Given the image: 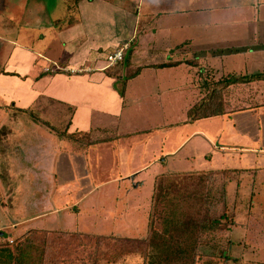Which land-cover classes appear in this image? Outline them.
Returning a JSON list of instances; mask_svg holds the SVG:
<instances>
[{"label":"crops","instance_id":"crops-1","mask_svg":"<svg viewBox=\"0 0 264 264\" xmlns=\"http://www.w3.org/2000/svg\"><path fill=\"white\" fill-rule=\"evenodd\" d=\"M124 43L129 47L119 65L133 74L116 73L119 65L107 68L106 55ZM52 64L88 72L44 73ZM204 69L212 77L243 79L226 87L222 115L183 119V94H197L196 105L209 93L199 75ZM262 69L264 0H0V230H49L45 220L66 213L53 226L81 233L69 229L80 220L99 231L119 230L107 235L144 239L154 179L167 174L155 165L176 158L189 138L201 143L188 160L264 153ZM257 75L262 78L250 79ZM186 125L189 136L174 142ZM92 132L104 140L72 139ZM225 169L244 172H191ZM24 170L27 192H37L36 214L24 213L30 199L12 198V182L18 178L22 188ZM249 189L236 194L257 195ZM255 202L248 197L253 210ZM229 208L237 213L227 237L247 240L236 220L247 212Z\"/></svg>","mask_w":264,"mask_h":264},{"label":"rangeland","instance_id":"rangeland-1","mask_svg":"<svg viewBox=\"0 0 264 264\" xmlns=\"http://www.w3.org/2000/svg\"><path fill=\"white\" fill-rule=\"evenodd\" d=\"M118 65L114 66L113 68L117 67ZM118 67L120 70L116 71V73L133 74L135 71V70L130 71L128 68L126 69L125 67L122 66V64L121 66L119 65ZM204 70L205 72H202L199 75L206 84L205 89L207 90L208 88L209 93L207 96H209L213 91V86L210 85V83L212 81H215L216 77L215 76L212 77V71H210L209 69L208 70L204 69ZM263 71L264 69H262L261 72ZM218 79L219 78H216V80ZM235 79H239V77ZM242 79L243 78H240L241 81ZM200 84H201V81H199V85ZM203 87H204V84H203ZM204 92L205 91H202V93ZM225 92H227V90ZM196 97H197V94H195L194 92H190V93L183 94L181 103L177 101L179 103L178 108H181L182 110L181 117L183 119H186V118L189 119L188 115L190 114L193 106H195L194 104L197 101ZM205 97H203V99H200L197 104L199 105L204 100ZM221 99L223 101V96ZM216 120H219V119H215L214 122H217ZM187 123H190V122H187ZM177 132L175 133L176 137H175L174 142H179V140H184L190 134L188 125L183 126V128H181L180 131H177ZM240 137L242 138H239V139H243L241 143L246 141V138H244L243 135ZM199 138L201 137L189 138L183 144L179 155L176 158H174L175 160L174 159L170 160V157H165L164 159L161 160V162L159 161V163H156L155 168L159 170V172L161 171V172H166V173H176L177 171L191 172V171L198 170L201 168L216 169V168L229 167V168L244 169V172H238V173H232V172L221 173L222 171L221 172L215 171V173H213L212 175H210L209 173L207 176H203L201 179L203 178H204L203 180L206 179L205 182L209 184L207 189L213 186L216 187L213 194L217 195V198L213 199V202L211 201L210 203L208 202L206 203V205H210L211 203L215 205L214 210H211L210 212V216H213L214 214V217H215V216H218L220 213H222L223 202H222V198L218 196L221 194L220 193L221 188L219 187L221 184L225 185L226 191L228 188V197H226L227 199L226 204L228 203L227 204L228 207H231V205L232 206L234 205L236 206V208H238V210L242 209V210H245V212H247L245 213L246 217L245 215H243L244 213L242 212L241 216L236 218L238 222L243 223L242 229H240V232H239V236L242 237L246 235L244 237H246L247 240L245 239L244 241L234 242L232 245H230V248H229L228 247L229 244H226V240L228 238L224 236V235L227 236L229 228L227 229L228 231L225 230L222 232L221 231H217V232L211 231L207 233L209 231L208 230V231H205L201 235L199 232L192 233L191 237L187 236L185 238L186 240H189L190 245H188V250L184 252L185 254L182 256V260L180 261V264H264V175H263L264 174V169H263L264 168V153L258 154V155L246 154L245 156L237 155L234 158H229V157H225V155L221 156L214 152V155L211 160H209V158H200V157H195L194 161L193 159L188 160L187 158H185V156L188 155L192 149H194L195 151L200 149L199 144L201 143V141ZM248 141L249 142L247 143L252 144L253 147H258L257 145L253 144L251 140H248ZM247 143H245L244 145L248 146ZM163 162H165L164 165L162 164ZM174 164H176V166H174ZM247 169L249 170L253 169L255 170L256 173L261 171V174L252 175L250 174V171ZM246 170H247V173H245ZM169 171H175V172H169ZM164 174L165 173H161V175H164ZM243 174L244 175L247 174L245 178L242 177ZM26 176H27V173L24 170L22 173V177L19 178V181H21V184H22L21 185L22 188L18 186V182H17L18 178L16 179L15 182H12L13 186L14 184H16V193L15 195H13L12 198L14 201L17 200V202L21 204L23 200L30 199L31 200L30 203L32 202V204L30 205V203L26 201L27 207H29V209L27 212H24V211L23 212L26 213L25 215H31V213H35V214L37 213V211H33V209L37 208V201H36L37 197H35L37 192H35V190L33 189L34 191V194H33L30 190V195H29V192H27L28 191L27 188H25L26 185L28 184V180ZM142 176L145 179L146 173H142L140 175V178ZM249 177L251 179H249ZM251 186L253 187V191L257 193V195L253 194V195L248 196L249 194L248 195L240 194V193L236 194L239 192L238 191L239 188L241 189L246 188V191H248V189ZM250 190L251 189H249V191ZM248 197L251 199L254 198V200L258 202V203L255 202L256 206H254L255 207L254 210L252 209L253 207L252 205L250 207L247 205ZM209 198L206 201L212 200ZM57 201H59L61 205L67 204L61 199ZM112 206L113 205L111 202H108V204L106 205V210H109L108 214H110V212L112 211L113 209L111 208ZM6 209L9 210L8 207H6ZM70 211L73 212L74 210L71 209ZM235 212L237 213V210H235ZM235 212L231 211L230 209L229 215L233 216ZM67 213H70V212H67ZM63 214H66V213H63ZM63 214L61 213L60 216L56 215L54 218H52L51 216V219L45 220L44 229H49V230L61 229L58 231L63 232V233L68 231L66 230V228H60L57 226H53L52 224L54 222H58V220L61 221V223H63L64 222ZM82 215L84 216L83 213ZM201 216L203 217L205 215L203 214ZM6 218L9 221H13L9 214H6ZM196 218H198V216H196ZM23 219L26 220L27 218H23ZM42 223L43 221L40 220L39 224L43 225ZM78 223L79 224L74 223V225H72L73 228H69L70 231L76 230L78 232H81L78 234H83L82 232L84 233L87 232L89 234H100L102 232L101 236H106V237L114 236V235H107V234H112L114 233V231H119L117 230V228H113V227L111 228L109 226L102 227V231H99V230H96L94 227L87 226V223L81 222L80 220ZM30 226L31 228H33L38 225L36 226L30 225ZM28 229L29 228L27 226H24V227L17 228L18 232H13L11 228H8L7 230L6 229L0 230V232L3 233V235L0 237V242H7L8 240L16 241V239L24 235V233ZM49 230H43V231H49ZM60 232H58L57 235H55L51 239L53 241L51 244L45 246L43 243L42 248H40V252L43 253L42 255L43 261H45V258L43 256L48 255V258H47V260H49L48 264H95V263H92V261L89 259L90 255H92L91 253V250L93 248L92 246L93 244H95V239L93 238L94 235H87L82 238H77V237L71 238L69 245H63L64 243L69 241V239L65 238V234L60 233ZM68 233H71V232H68ZM51 237H48L46 235L45 236L38 235V236H35L34 240L36 241L38 239L36 242V245L39 247L40 244L45 239H46V242H48L47 239H50ZM205 237H206L205 242H207V240L209 239L208 243L200 242V244L198 243L197 245H195V247L192 245V243L194 242L193 241L194 238L199 240ZM130 239H133V238H130ZM180 239L183 240L184 236H183V239L182 238ZM136 240H141V239H134L132 241H136ZM136 242H139V241H136ZM177 244L181 248H183L185 245L184 241H180ZM190 249H192L193 251H189ZM118 264H141V260L138 256L131 255L129 257L127 256L122 263L120 262Z\"/></svg>","mask_w":264,"mask_h":264},{"label":"trees","instance_id":"trees-1","mask_svg":"<svg viewBox=\"0 0 264 264\" xmlns=\"http://www.w3.org/2000/svg\"><path fill=\"white\" fill-rule=\"evenodd\" d=\"M185 63L187 65L190 64L188 61ZM170 65L164 64L163 66L167 67ZM262 76H252L250 79L258 80ZM239 82H241L240 78L235 79L231 75L221 76L218 80L212 81L210 83L213 86L212 93L205 97L203 101L201 100L202 102L199 105L196 104L191 109L188 117L192 120H199L222 115L226 87ZM222 96L223 101L221 99ZM72 139L83 144H93L104 140V138H95L94 132L75 135ZM241 171L243 170L225 169L216 172L238 173ZM209 173L212 175L215 171L167 173L156 176L153 184L145 238L136 240L139 241L136 242L132 241L134 239L124 237L94 236L95 244L92 246V255H90L89 259L95 264H118L122 263L127 256L136 255L140 258L141 264H180L182 256L185 254L184 252L188 250V245H190L189 240L185 239L187 236L191 237V234L195 232H199L201 235L208 230L207 233L211 231L222 232L228 228L230 230L231 226L234 225V214L233 216L229 215L230 209L227 205L228 203L226 204L227 191L225 190V185L221 184L219 186L221 194L218 195L223 202L222 213L215 217L214 214L210 216V212L214 210L215 205L212 203L206 205V203L213 202V199L217 198V195L213 194L216 187L213 186L207 189L209 184L205 182L206 179H201ZM208 198L212 200L206 201ZM203 214L205 216L202 217L201 215ZM58 232L60 231L31 230L20 236L16 241L12 240V244L0 242V264H48V255L43 256L45 258V261H43V253L40 252V248H42L43 243L45 246L51 244L53 242L51 239ZM63 234H65V238L69 239L63 245H69L71 238L87 236L72 232ZM38 235L52 237L47 239L48 242L45 239L38 247L36 245L38 239L34 240L35 236ZM224 236L227 237L226 235ZM205 240L206 237L199 240L194 238L192 245L195 247L200 242H209V239L207 242ZM180 241L185 243L183 248L177 244ZM226 244H229L228 247L230 248L233 243L228 238ZM189 251L193 250L190 249Z\"/></svg>","mask_w":264,"mask_h":264},{"label":"built area","instance_id":"built-area-1","mask_svg":"<svg viewBox=\"0 0 264 264\" xmlns=\"http://www.w3.org/2000/svg\"><path fill=\"white\" fill-rule=\"evenodd\" d=\"M128 44L124 43L121 46H119L117 49L114 51L108 53L106 55V64L107 68H113L114 66L120 64L123 62L125 53L128 50ZM63 71H68L71 74H81V73H87L88 70L85 69H79V70H72V69H63L62 67L58 66L57 64H52L50 66H47L43 69L44 73H59ZM8 244H12V240L7 241Z\"/></svg>","mask_w":264,"mask_h":264},{"label":"water","instance_id":"water-1","mask_svg":"<svg viewBox=\"0 0 264 264\" xmlns=\"http://www.w3.org/2000/svg\"><path fill=\"white\" fill-rule=\"evenodd\" d=\"M2 236V233L0 232V237Z\"/></svg>","mask_w":264,"mask_h":264}]
</instances>
